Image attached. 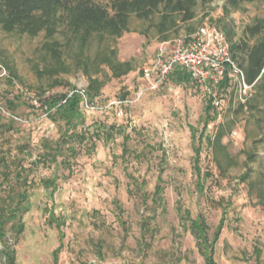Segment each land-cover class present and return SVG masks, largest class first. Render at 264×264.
Segmentation results:
<instances>
[{"label": "rangeland", "instance_id": "1", "mask_svg": "<svg viewBox=\"0 0 264 264\" xmlns=\"http://www.w3.org/2000/svg\"><path fill=\"white\" fill-rule=\"evenodd\" d=\"M194 1L195 17L178 22L166 41L170 47L204 24L231 31V44L264 41V28L255 37L248 30L258 22L264 25V2L233 9L226 0ZM157 22V17H131L129 32L121 38H93L85 50L81 60L88 63L84 57L111 47L117 60L128 62L132 70L113 78L106 65L98 67L96 77L103 86L94 109L83 110L84 122L90 132L102 130L107 137L96 140L91 153L83 144L70 168L38 163L44 141L59 137L57 125L39 106L44 99L68 93L70 86H88L76 49L62 57L67 72L51 74L56 63L43 49L51 41L43 33L28 37L0 30V124L12 125L0 133V151L20 160L32 182L24 230L19 237L7 234L16 264H204L190 227L196 219L213 245L216 264H264V208L249 194L248 182L240 180L249 154L255 158L248 164V181L264 164V126L258 122L262 113L248 106L239 110L252 89L240 94L232 85L217 90L168 81L148 89L141 70L161 43ZM57 40L63 43L61 36ZM96 70L89 68L92 75ZM122 95L128 103L118 117L111 103ZM209 99L213 107L214 100L220 106L213 108L216 120L203 128ZM219 131L225 135L215 144ZM20 147L26 148L21 152ZM48 179L55 180L54 191L44 187ZM0 264H5L1 247Z\"/></svg>", "mask_w": 264, "mask_h": 264}, {"label": "trees", "instance_id": "2", "mask_svg": "<svg viewBox=\"0 0 264 264\" xmlns=\"http://www.w3.org/2000/svg\"><path fill=\"white\" fill-rule=\"evenodd\" d=\"M201 1L205 3L210 0ZM254 1L264 2V0H226V5L236 9L243 3ZM194 6V0H109L106 3L100 0H0V30L6 34L28 37H36L43 33L46 40H51L43 44V49L56 63V67L50 71L51 74L67 72L62 57L72 48L76 49V54L80 57L76 60L83 65V73L88 80V86L84 88L85 95L88 101L93 103L103 86V82L96 77L99 74V66L106 65L113 78L125 76L132 70L128 62L117 60L116 51L111 47L97 52L93 58L84 57L85 62H88L84 63L81 57L86 56L85 50L93 38L116 40L129 32L131 17L143 21H151L157 17L158 22L154 24V27L160 36V42H166L169 34L177 31L178 22L184 24L195 17ZM263 28L264 25L261 22L249 27L250 36H257ZM225 31L230 41L229 37L232 33ZM57 36L62 37L63 43L57 40ZM231 51L233 58L243 71L245 83L251 86L253 92L250 100L246 99L245 103L239 104V110H243L246 106L250 110L259 109L262 117L258 122L259 125L264 126V41L257 40L252 44L247 42L231 44ZM92 66L93 69L97 68L93 75L89 71ZM166 81L176 85L193 82L185 71L178 68L171 71ZM227 87L228 82L224 81L217 90ZM69 92H73L71 96H68ZM69 92L40 101L39 109L50 122L57 125L59 137L54 141H44V150L38 159L39 164H55L70 168L71 160L80 154L83 144L89 146L88 152L91 153L95 141L107 137L105 131L96 129L92 133L85 127L84 109L79 90L75 86H70ZM124 97L125 95L121 96V101H124ZM7 105L13 110L12 102H8ZM213 108L209 99L205 108L206 120L203 128L211 120H216L217 114L213 112ZM11 129V124H0L1 134L4 130ZM111 130H114V127H111ZM202 132H205L204 129ZM224 135L219 131L214 143L219 144ZM192 136L195 137L194 132ZM202 139V134L196 138L198 143H201ZM207 141H210L209 137ZM23 148L26 147H20L21 152ZM200 152L199 146L194 148L196 169ZM254 158L253 153L247 156L246 172L240 180L248 182L249 194L255 195L259 205L264 208V164L257 172V177L248 181L251 174L248 164L253 162ZM26 173L27 169L21 166L20 160L14 156L11 157L9 152L0 151V247L5 264H16L14 250L9 245L7 234L13 232L16 237L22 234L24 230L22 217L30 209L28 190L32 182L28 180ZM43 184L45 188L51 187L54 191V179L45 180ZM50 221L57 228L60 227L57 219L52 215ZM190 227L198 240L204 264H216L213 259V245L208 243L199 219L192 220ZM217 236L215 234L213 239L215 240ZM53 264H56V260Z\"/></svg>", "mask_w": 264, "mask_h": 264}, {"label": "built area", "instance_id": "3", "mask_svg": "<svg viewBox=\"0 0 264 264\" xmlns=\"http://www.w3.org/2000/svg\"><path fill=\"white\" fill-rule=\"evenodd\" d=\"M175 68L185 71L195 84L205 89H218L224 81L228 82V86L238 89L240 94H246L251 89L233 58L231 42L223 30L214 26L201 25L186 39L178 40V44L173 47L167 42L160 43L153 61L141 70V80L148 89L155 90L165 83ZM78 90L83 109L93 110L94 106L88 101L84 88ZM72 93L69 92L68 96ZM127 103V100L111 103L118 117L123 115L121 106ZM213 105L218 108L220 101L214 100Z\"/></svg>", "mask_w": 264, "mask_h": 264}]
</instances>
